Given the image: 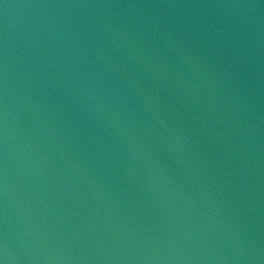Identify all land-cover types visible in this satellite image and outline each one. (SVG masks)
I'll return each instance as SVG.
<instances>
[{
    "label": "water",
    "instance_id": "95a60500",
    "mask_svg": "<svg viewBox=\"0 0 264 264\" xmlns=\"http://www.w3.org/2000/svg\"><path fill=\"white\" fill-rule=\"evenodd\" d=\"M2 264H264V0H0Z\"/></svg>",
    "mask_w": 264,
    "mask_h": 264
},
{
    "label": "snow or ice",
    "instance_id": "6c2138e0",
    "mask_svg": "<svg viewBox=\"0 0 264 264\" xmlns=\"http://www.w3.org/2000/svg\"><path fill=\"white\" fill-rule=\"evenodd\" d=\"M0 264H2V261H0Z\"/></svg>",
    "mask_w": 264,
    "mask_h": 264
}]
</instances>
